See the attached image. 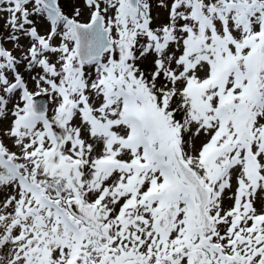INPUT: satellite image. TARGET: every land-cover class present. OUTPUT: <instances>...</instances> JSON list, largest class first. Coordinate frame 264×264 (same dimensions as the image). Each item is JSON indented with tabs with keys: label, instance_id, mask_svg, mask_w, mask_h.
<instances>
[{
	"label": "snow or ice",
	"instance_id": "6c2138e0",
	"mask_svg": "<svg viewBox=\"0 0 264 264\" xmlns=\"http://www.w3.org/2000/svg\"><path fill=\"white\" fill-rule=\"evenodd\" d=\"M0 264H264V0H0Z\"/></svg>",
	"mask_w": 264,
	"mask_h": 264
}]
</instances>
